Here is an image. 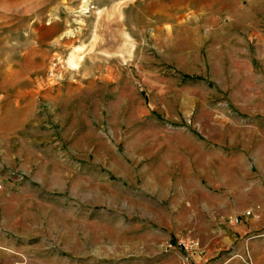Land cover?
<instances>
[{
  "label": "rangeland",
  "instance_id": "1",
  "mask_svg": "<svg viewBox=\"0 0 264 264\" xmlns=\"http://www.w3.org/2000/svg\"><path fill=\"white\" fill-rule=\"evenodd\" d=\"M0 185V264H264V0H0Z\"/></svg>",
  "mask_w": 264,
  "mask_h": 264
},
{
  "label": "built area",
  "instance_id": "2",
  "mask_svg": "<svg viewBox=\"0 0 264 264\" xmlns=\"http://www.w3.org/2000/svg\"><path fill=\"white\" fill-rule=\"evenodd\" d=\"M2 186L0 185V189ZM247 215H250V212L247 213ZM241 222L240 216H235L229 218V223L231 225H237ZM167 251H172L175 249H179L183 251L187 257L193 256L194 254H203L202 248L199 247V243L195 242V240H186L184 238H179L176 241L167 242L165 246Z\"/></svg>",
  "mask_w": 264,
  "mask_h": 264
},
{
  "label": "crops",
  "instance_id": "3",
  "mask_svg": "<svg viewBox=\"0 0 264 264\" xmlns=\"http://www.w3.org/2000/svg\"><path fill=\"white\" fill-rule=\"evenodd\" d=\"M248 119H251V120L253 119L254 121L256 119V121H257L256 116H254L253 118H248ZM261 120H262V118H261ZM219 152H224L227 156L228 155H231V154H233V155L236 154L238 156H242V154L244 155V153H245V149H244V147L241 148V149H224V148L222 149V146H221ZM233 155H231V156H233ZM164 244H166V242ZM16 249H17V242H6V243H4V244H2L0 246V251H4L3 253L7 252L5 250H8L10 252H13L11 250H16ZM169 252H171V251H169ZM7 253H9V252H7ZM14 253H16V252L14 251ZM2 260L5 261L7 259L6 258H3ZM231 261L233 262L232 264H238V262H235V260H233V259ZM14 264H22V263H20V261H18V260H15L14 261Z\"/></svg>",
  "mask_w": 264,
  "mask_h": 264
}]
</instances>
